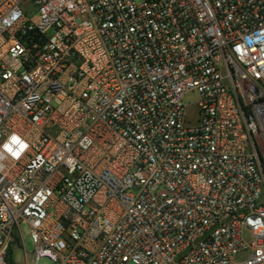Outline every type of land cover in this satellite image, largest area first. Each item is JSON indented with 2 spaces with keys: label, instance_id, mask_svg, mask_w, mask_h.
Here are the masks:
<instances>
[{
  "label": "built area",
  "instance_id": "2783aa9c",
  "mask_svg": "<svg viewBox=\"0 0 264 264\" xmlns=\"http://www.w3.org/2000/svg\"><path fill=\"white\" fill-rule=\"evenodd\" d=\"M263 153L264 0H0V264H264Z\"/></svg>",
  "mask_w": 264,
  "mask_h": 264
},
{
  "label": "rangeland",
  "instance_id": "374dc122",
  "mask_svg": "<svg viewBox=\"0 0 264 264\" xmlns=\"http://www.w3.org/2000/svg\"><path fill=\"white\" fill-rule=\"evenodd\" d=\"M139 1V0H138ZM198 101V95L196 93L190 94L185 98L186 104H191L192 109L189 111V118L191 120H195L196 114H197V107L195 106V103ZM262 160L264 164V153L262 154ZM22 236L24 240V246L25 251L28 255H31L34 251V244L31 238L30 229L26 225H22L21 227ZM14 258L19 264L24 263V251L22 250H15L14 252ZM38 264H53L49 259L44 258L41 259Z\"/></svg>",
  "mask_w": 264,
  "mask_h": 264
},
{
  "label": "trees",
  "instance_id": "16d2710c",
  "mask_svg": "<svg viewBox=\"0 0 264 264\" xmlns=\"http://www.w3.org/2000/svg\"><path fill=\"white\" fill-rule=\"evenodd\" d=\"M262 168H263V172H264V164H263V162H262Z\"/></svg>",
  "mask_w": 264,
  "mask_h": 264
},
{
  "label": "clouds",
  "instance_id": "9594fccd",
  "mask_svg": "<svg viewBox=\"0 0 264 264\" xmlns=\"http://www.w3.org/2000/svg\"><path fill=\"white\" fill-rule=\"evenodd\" d=\"M15 139V138H14Z\"/></svg>",
  "mask_w": 264,
  "mask_h": 264
}]
</instances>
